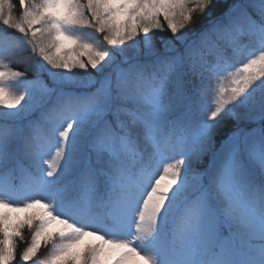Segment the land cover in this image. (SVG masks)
Listing matches in <instances>:
<instances>
[{
    "label": "snow or ice",
    "instance_id": "1",
    "mask_svg": "<svg viewBox=\"0 0 264 264\" xmlns=\"http://www.w3.org/2000/svg\"><path fill=\"white\" fill-rule=\"evenodd\" d=\"M0 264H264V0H0Z\"/></svg>",
    "mask_w": 264,
    "mask_h": 264
},
{
    "label": "trees",
    "instance_id": "2",
    "mask_svg": "<svg viewBox=\"0 0 264 264\" xmlns=\"http://www.w3.org/2000/svg\"><path fill=\"white\" fill-rule=\"evenodd\" d=\"M31 55V53L30 52H21V56H23V57H28V56H30ZM24 67H25V65L24 64H20V65H18V68H19V70L20 71H23L24 70ZM25 236L27 237L29 234H28V232H27V230H25ZM24 245L23 244H20L19 245V247H23ZM45 251H47V249H43L42 250V254H43V252H45Z\"/></svg>",
    "mask_w": 264,
    "mask_h": 264
}]
</instances>
